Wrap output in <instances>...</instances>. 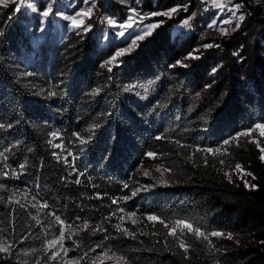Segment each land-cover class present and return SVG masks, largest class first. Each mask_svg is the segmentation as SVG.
I'll list each match as a JSON object with an SVG mask.
<instances>
[{"label": "trees", "instance_id": "16d2710c", "mask_svg": "<svg viewBox=\"0 0 264 264\" xmlns=\"http://www.w3.org/2000/svg\"><path fill=\"white\" fill-rule=\"evenodd\" d=\"M106 1L98 2L97 11L85 19L88 31L67 32L54 51L56 70L49 79L24 60L22 49L28 41L14 24L24 7L1 9L0 124L5 127L0 128V148L12 162L24 165V176L41 187V196L56 214L69 223L78 215L80 224L87 221L89 228L94 227L96 234L84 229L86 243L107 240L131 264H264L261 152L244 137L238 145H223L237 133L264 123L260 0H218L224 9L213 7L211 0H145L144 11L178 6L180 10L176 17L148 16L126 30L124 37L107 18L123 21L129 9L116 0ZM236 4L245 13L238 30L200 38L212 19L229 18L228 8ZM184 7L186 11L181 10ZM160 21L150 36L121 58L122 63L110 65L111 71L101 67L124 47L131 32ZM205 44L217 46L204 48ZM197 49L199 58L185 61L189 67L172 66ZM46 51H41L43 58ZM59 131L68 139L74 132L91 137L84 145L85 157L75 160L83 171L79 183L76 174L50 154L52 134L59 137ZM216 148L227 152L203 151ZM146 152V163L161 164L173 184L128 203L130 208L138 206L137 213L144 216L146 234L124 240L114 220L105 222L101 217L114 204L97 195L121 192ZM238 163L251 175L237 177ZM245 181L255 188L246 187ZM9 184L0 169V244L11 246L7 253L0 252V264H60L44 249L48 223L56 229L58 224L46 211L13 205L8 200ZM148 216L169 226L178 219L191 221L206 233L220 231L233 238L206 241L186 234L191 247L185 253L168 235L169 229ZM96 224L106 230L95 228Z\"/></svg>", "mask_w": 264, "mask_h": 264}, {"label": "rangeland", "instance_id": "374dc122", "mask_svg": "<svg viewBox=\"0 0 264 264\" xmlns=\"http://www.w3.org/2000/svg\"><path fill=\"white\" fill-rule=\"evenodd\" d=\"M100 1L101 0H96V7L92 12H94L95 10L97 11L98 2ZM116 1H118V5L123 9L135 8L137 13L143 14L146 17H148V14L152 13L149 10L144 11L142 9V7H144L145 0H131V1L125 0V2L123 3L121 2V0H116ZM105 2L108 3L106 0ZM131 2L133 4H131ZM27 3H33L35 6H37L39 10H43L48 4H51L53 6L54 9L53 14L48 17L46 23L43 25L45 29L43 32L39 31L41 24H40V18L38 12L34 13L31 11V9L27 8L25 6ZM260 3L264 8V0H260ZM20 6L24 8L21 11L20 15L18 16H16L17 14L15 15L14 24L16 25V28H19L21 30L24 39L28 41L26 45L23 46L22 49L24 54V60L26 59V63L27 65H29L31 69L32 67H37V69L40 71V74L45 78L49 79L54 75L56 70L55 57L53 56L54 51L57 47L60 46L62 41H64L67 32L70 33L71 31H73L69 28L71 22L63 20L60 16H57L55 13L59 11L64 15H73L79 9L86 10L89 7V5L84 4L82 0H4L3 3H0V11L1 9H6L9 7L18 8ZM181 10L186 11L187 9L186 7H184ZM177 14L175 15L172 14L171 17H176ZM86 18L87 17H84L80 19L78 22L83 25ZM226 28L230 29L231 27H226ZM132 29L133 28H127L126 26L125 35L127 32H130ZM134 31L131 32L130 34L134 33ZM130 34L126 38L125 43L123 44L124 47L130 44V40H131ZM217 35H221V32L219 30H212L209 28H206L202 33L199 34L201 39L205 37H216ZM135 47L136 45H131L130 49L133 50L135 49ZM43 49L47 50L46 51L47 56L45 58L42 57L41 51ZM85 133L79 134V136L87 138V135ZM75 137H76L75 139L76 141L73 143L75 144L77 143V145H81L79 143L77 135ZM253 137H259L261 141H264V137L260 136L259 130L253 133ZM263 145L264 143H262L261 146ZM146 155L147 152L143 157L140 166L138 167L139 169L137 168L136 171L131 175V180L127 186L128 187L127 190L131 194V198L135 200L142 193H146L147 195H150L152 193L162 191L163 189H166L173 184L172 180L169 179L168 176L169 174L167 170L161 164L146 163L145 161ZM261 155H264V153H261L260 156ZM157 169H159V171ZM242 169L243 171L236 170L235 175L237 177L247 178L246 174L249 172L243 167ZM228 170H230V168L227 169V172ZM145 172H147L148 175H145ZM132 190L133 193L135 194L132 193ZM138 218L140 220V223L135 227H128V226L122 227V225L120 226L121 227L120 234L122 237L125 238L124 240H127L128 238L135 239L141 235L146 234V230L142 225L144 221V216L138 213ZM124 221H125L124 219L120 220L119 224H123ZM48 225L49 226L47 227L46 238H45L47 241L50 240L52 237L57 236L58 233L60 232V227L56 229L54 226L55 224L48 223ZM70 225L71 227H69V224L67 225L66 230L64 232L65 233V239L63 240L64 250L68 251V248H70L73 245L76 248V250L79 252V254L76 258H69L64 254L63 250H60L59 248L53 250V251H60V255L55 258V260L60 264H93V262H95V264H131L127 259H125L124 261L118 260L117 257H124L123 254L118 250H116L112 244L111 247H109L110 243L107 240L104 239L100 241L93 240V241H88L89 244L86 243L83 240V231L85 228H83L82 224L73 223ZM124 228L127 230V234L125 231H123L125 230ZM86 231L89 234H93V233L96 234L93 228L88 227ZM75 241H79V242H75ZM46 243L44 244V249L52 258V251L46 248Z\"/></svg>", "mask_w": 264, "mask_h": 264}, {"label": "snow or ice", "instance_id": "6c2138e0", "mask_svg": "<svg viewBox=\"0 0 264 264\" xmlns=\"http://www.w3.org/2000/svg\"><path fill=\"white\" fill-rule=\"evenodd\" d=\"M4 0H0V3H3ZM82 2L86 5H89V7L85 10V9H79L77 10L73 15H64L63 13L57 11L55 14L57 16H60L63 20L66 21H70V25L69 28L71 30H81V31H88L90 29V25H82L81 23H79L78 21L84 17H87L88 19L91 18V13L92 11L95 9L96 7V0H82ZM121 2H125V0H121ZM212 6L217 8V9H224L226 7L225 4L218 2V0H211ZM6 6V5H5ZM27 8L31 9L32 12L37 13L39 15L40 18V24L41 27L39 28V31L43 32L44 29V24L46 23L48 17L50 15L53 14V6L51 4H48L43 10H39L37 8V6H35L33 3H27L25 5ZM17 11H19V8L16 9ZM179 9L178 7H173L169 10L166 11H158V12H153L148 14V16H165V17H171L172 14L176 13ZM228 11L230 12V16L227 19H224L220 22H218L215 18L212 19V21L210 23H208L206 25L207 28L212 29V28H216L218 29L222 35H228L229 32H234L236 30H238L241 26V23L244 21L245 19V13L241 11V7L240 5L236 4L233 5L231 8H228ZM135 18V19H134ZM147 18L146 16H144L143 14L137 13L135 8H130L129 9V15L120 22H117L115 19L109 17L107 18V23L110 26L116 27L118 28V35H120L121 37L125 36V28L127 26V28H134L137 26V22H139V24L143 23V19ZM163 23V21H160L159 23H153V24H147V25H143L142 27H139L138 30L134 31V33L130 34L131 35V40H130V44L124 48H120L117 49L113 55L106 60L101 67H109L110 65H118L119 63H122V57L126 54H130V47L131 45H136L138 46L137 42L138 41H142L145 38H147L148 36H150L152 34V32L160 26V24ZM185 23H187V21H185ZM224 25H234L233 27L226 28L224 27ZM217 45H212V44H205L203 45L204 48H211ZM199 52V49L194 50L193 53H189L188 56H186L184 58V60H178L176 62L175 65H172L173 67L175 66H182V67H189V65L185 62L188 59H198L199 56L196 55V53ZM109 71H111V67H109ZM213 73L217 72L218 69L214 68ZM96 91H99L98 89ZM48 95H55L54 92L49 91L47 93ZM98 125H93L92 127L95 128ZM5 125L4 124H0V128H4ZM8 127H10V125H8ZM259 130L260 136L264 137V123H257L253 128L247 129V130H243L239 133H237L235 136L226 139L223 141V145L228 146L231 144H239L240 142V138L244 137L247 138L249 142H255L257 147L259 148L261 153H264V146H261L262 143H264V141H261L259 139V137H253V133L255 131ZM53 137H56L57 134L53 133L52 134ZM77 138L80 142V144H87L89 142V140L91 139V137H80L79 134H76ZM55 147H61V145L57 144L54 145ZM203 151L205 152H212V153H222V152H226L227 148H216V149H204ZM57 155V158L59 159V155ZM148 155L151 157L153 156V153H148ZM0 157H3L4 159H6V157H4L3 153H0ZM261 160H264V155L260 156ZM207 162V161H205ZM65 163H67V160H65ZM221 164L224 163L223 160L220 161ZM24 165H20V168L23 169ZM235 169L236 170H241L242 166L238 163L235 165ZM159 171V169H157ZM5 176L8 175L7 172L4 173ZM145 175H148L147 172H145ZM225 175L229 178V180H231V175L229 173H225ZM246 175H251V173H247ZM243 178V177H241ZM79 179L76 180V183H79ZM245 185L246 187H251V188H255L254 184H248L247 181H245ZM125 187H127V185H125ZM135 194V193H133ZM114 203L116 201H113ZM35 206V205H34ZM40 208H46L47 205L46 204H42L39 206ZM123 211V210H121ZM135 213H130L129 216H134ZM33 219L36 220V223L39 224L40 220L37 219L36 217H33ZM79 220V218H77ZM148 220L150 221H156L161 223L165 228H168V235L172 236L176 243L178 244V247L183 249V251L185 253H187L189 251V248L191 247L190 244H188L186 242V240L184 239V236L186 234H191L193 236H195L197 239H204V240H209L210 237H226L227 239H232V235L230 233L226 234L220 231H213L211 233H206L204 231L201 230L200 227H196L194 226V224L191 221H186V220H182V219H178L176 221H174L172 223L171 226H169V224L165 223L163 220H161L159 217L156 216H148L147 217ZM56 220L58 222H60L61 224H63L62 221H60L59 217H56ZM135 223V221H133ZM83 228L87 229L89 227V224L87 221L83 222ZM69 227H71L69 225ZM117 230H121L120 225H116ZM126 232L127 234V230H123ZM65 239V233L64 231H60L58 233L57 236L52 237L50 240L47 241L46 243V248L50 251H52V258H56L57 256L60 255V251H53L57 248H59L60 250L64 251V254L66 255V250H64V245H63V240ZM11 246L7 245L6 243L0 244V252H4L7 253L8 251H10ZM87 255V254H85ZM99 259V258H98ZM118 260L120 261H124L125 258L124 257H117ZM93 264H95V262H93Z\"/></svg>", "mask_w": 264, "mask_h": 264}, {"label": "bare ground", "instance_id": "6f19581e", "mask_svg": "<svg viewBox=\"0 0 264 264\" xmlns=\"http://www.w3.org/2000/svg\"><path fill=\"white\" fill-rule=\"evenodd\" d=\"M89 130L90 129H86L85 131H87L89 133ZM76 134H80V133L74 132L73 133L74 138L69 139V142H70L69 152H70L71 158L74 159V162L79 156L85 157V153H86L85 148H84L85 144L77 145V143L76 144L73 143L76 141L75 140ZM87 137H88V135H87ZM0 153H3L4 155H6V163H3L1 161V158H0V169L3 173V176H5L4 175L5 172L8 173V175L5 177H7L10 180V184L8 187V200L11 201L13 203V205H15L16 207L22 208L24 210H29L31 208H33V209L35 208L37 210L46 211L47 214L52 217L53 221L58 224V226L60 227V231L65 232L66 228H61V223L56 220L57 216L53 215V213H51L50 210H48V209H51V207L49 206L48 201L41 196V193H42L41 187L34 184L31 180H29L27 177L24 176V173L22 172L20 165L15 164L14 162H12L10 160L8 153L6 152L5 149L0 148ZM6 164L16 165V171H15V169H8ZM130 175H131V173H130ZM127 188L128 187H125V189H122L121 210H123V211H121L117 215L116 219H114V222L116 225L119 224L120 220L124 219L125 220L124 223L119 224L120 226L122 225V227H126V226L130 227V226L137 225L139 223V218H138V213H137L138 206H132V208L129 207L128 203H130V201H132L133 198H131V194L129 193ZM149 191H150V189H149ZM132 193H133V190H132ZM42 204H46L47 207L46 208H40L39 206ZM130 213H135V215L129 216ZM105 214H110V207L108 208L107 211H104V213H102V215H101L103 220L105 222H107V216H105ZM77 218H79V217H76V218L74 217L73 221L71 223H69V225L73 224L75 222L80 223V218H79V220ZM133 221H135V223ZM81 224L83 225V223H81ZM103 226H104L103 224H101V225L96 224L95 228H101V231H105L106 227H103ZM115 228H116V226H115ZM75 242H79V241H75ZM82 248H84V247H82ZM78 249H79V247H78ZM78 254H79V252L76 250V248L73 245L70 248H68V251H66V256L69 258H76L78 256Z\"/></svg>", "mask_w": 264, "mask_h": 264}, {"label": "built area", "instance_id": "2783aa9c", "mask_svg": "<svg viewBox=\"0 0 264 264\" xmlns=\"http://www.w3.org/2000/svg\"><path fill=\"white\" fill-rule=\"evenodd\" d=\"M57 144L61 145V147H55L54 146ZM69 145H70L69 139L66 138L61 131H59V137H53V147L49 148L50 154L55 161H57L58 163L65 166L70 174H76V180L79 179V181H80L81 176L83 174V171L78 170L76 163L74 162V159L71 158L70 152H69ZM54 153L58 154L60 158L58 159L57 155H54ZM4 157H6V155H4ZM0 158H1V161L3 163H6V159H4L3 157H0ZM65 160H67V163H65ZM6 166L8 167V169H15V171H16V165L6 164ZM25 171H27V170H25ZM124 189H125V187H124ZM97 196L100 198H103L106 196L114 204V206L110 207V214H105V216H107V221L116 219L117 215L121 212L122 191L116 192V193H111V194H107V193L100 194V195L98 194ZM113 201H116V202L114 203ZM48 210H50V212L53 213V215L59 217L60 221L63 222V224H61V228L67 227L69 222L65 218L56 214L52 208L48 209ZM77 216L78 215H75V218ZM103 227H105V226H103Z\"/></svg>", "mask_w": 264, "mask_h": 264}]
</instances>
